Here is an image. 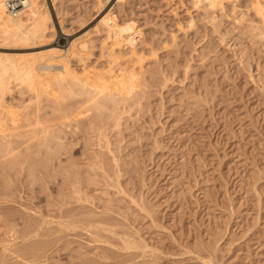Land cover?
<instances>
[{
    "label": "rangeland",
    "instance_id": "1",
    "mask_svg": "<svg viewBox=\"0 0 264 264\" xmlns=\"http://www.w3.org/2000/svg\"><path fill=\"white\" fill-rule=\"evenodd\" d=\"M99 1L41 0L54 29L44 45L0 39L1 57L22 59L49 45L71 50L74 39L88 37V61L73 53L64 59L76 72L85 61L94 72L112 62L115 70L146 72L131 91L141 94L116 104L119 114L107 108L95 127L88 119L77 133L66 129L64 146L47 150L22 138L11 145L8 152L18 155L6 153L15 162L5 175L0 160V264H264V24L252 0L224 1L211 11L194 0ZM106 12L124 23L141 56L123 43L118 63L107 58ZM17 84L3 102L22 124L36 100ZM20 202L31 208V220H46L37 236L23 235ZM7 208L17 217L5 218ZM36 245L42 250L35 258L28 248Z\"/></svg>",
    "mask_w": 264,
    "mask_h": 264
},
{
    "label": "bare ground",
    "instance_id": "2",
    "mask_svg": "<svg viewBox=\"0 0 264 264\" xmlns=\"http://www.w3.org/2000/svg\"><path fill=\"white\" fill-rule=\"evenodd\" d=\"M42 1H44V0H42ZM194 1L196 2L197 5L203 4V6L205 7V10H208L209 9L211 11V9L212 10H214V9L217 10V7L223 8L224 7V1H227L228 2L229 0H194ZM23 2H24V6L20 9L19 13L16 14V15H13L10 12H8V10L6 8V0H0V39L2 38L3 40H6L7 42L9 41V43H10V41L11 42L14 41L13 43H15L17 41L16 43H19L20 40H23V41L28 40L30 42V44H31L32 42L30 40H32L34 42L35 41L36 42L37 41H41V43H36L37 45L38 44H43L44 41H47L48 38H50L47 35L50 34V33H53L51 31L54 30V29H52L53 28V25H52V16H51V13L48 10V8L45 6V4H43L41 2V0H23ZM102 2L100 0L99 1V4L102 3ZM252 2H253V7H254L255 13L257 15H259L260 19L263 21V24H264V1H262V0H252ZM52 3H53V1H52ZM199 3H201V4H199ZM200 8L203 9L202 7H200ZM216 10H215V12H216ZM210 11H208V12L206 11V13L209 14ZM107 13L108 12H106V15L101 19V22H102V24L105 25V28H106V31H107V38H108V40H107V38H106V40L109 41V43H107L106 45H105V43L107 42L106 40H105V43H104V45L107 47V53L108 54L106 53V55H109V57H107V58L113 57L112 59L115 60V61H117L116 63H118V59H119V56L118 55H119V52L116 51V47L122 46L123 43L129 45L130 51H131V55L132 54H136V56L137 55H140V54H137L136 53L137 51H135V49H137V48H135L136 45H134L132 43V41L128 38V36L125 34V29L123 27V24L124 23H119V20L116 21V16L113 17L114 14H113V16H111V15H109ZM204 14H205V12H204ZM211 15H210L209 18L212 19ZM213 19L215 20V18H213ZM252 23H254V22H252ZM104 25H102V26H104ZM102 26H101V28H102ZM251 27H252V25H251ZM258 27L260 28V26H258ZM105 28H103L104 31H105ZM253 28H254V26L252 27V29ZM256 28H255V30H256ZM255 30H253V32ZM46 36L48 38H46L47 40H44V38ZM42 39L44 41H42ZM86 39H83L81 37L80 38H77V39H74V41L72 42V45L70 44L72 46V49L71 50L65 49L66 51H64L63 49H61L59 47V45H57V46L56 45H54V46L49 45V46L45 47L44 49L38 50V52L37 51L35 53H34V51L32 53L30 52L31 55L28 56V57L23 58L24 55L22 54L23 55V56H21L22 59L18 58L20 55L17 56V59H13V58H11V56L10 57H8V56L1 57L0 56V107L1 106H4V108L6 110V117L9 118L11 120V123H12L11 125H10V123L8 124L7 120H5L2 115H0V155L2 157L0 159V160H2V163L1 162L0 163L2 164V173H3V175L6 174L7 168L9 166H11L12 162H15V159H12L11 158L12 152L9 153L8 151H11L10 148H14L13 146L11 147V145H13V143L16 142V141H18L20 138L24 139L23 141L26 142V143H29L30 141H32L31 143H35V144L40 145V146L41 145H44L43 147H45L47 150L48 149H51L52 147L54 148L55 146H58V148H59V146H62V145L64 146V144H62V142H63L62 141V139H63V134L62 133L65 132L66 129L69 130V132L71 131L72 133H77L78 132L77 129L78 128L80 129V126H79L80 121L82 123V121H86L88 119H89L88 122H89L90 127H95V125L97 124L96 123V120L99 121L100 118H103L102 112L105 111V109L108 108L107 110H109V108L111 109V107H112V111H114V112L117 111L116 109H117V107H119V105H116V104L119 103L120 104V107H121L122 102L125 101L126 99H128L130 96H132L134 94L135 91L133 93H131V91L133 90V88L135 87V89H136V87L138 85L141 86L142 83L139 84V82L141 80H139L138 77L140 78V74H141L140 72H143V76L145 75L146 72H144V71L137 72L136 70H134V68L132 66L128 70L126 69L127 68L126 67L127 65L126 66L124 65L125 67L122 66L125 69H123V68L120 67L119 70H115L116 68L113 69L114 68L113 67L114 65H111L113 63L112 62L111 64L110 63L109 64L113 68L109 65L108 68L105 70V72L102 71L103 73H100V72L96 71L98 69H95V72L93 71V68H95L94 67L95 65L93 66V68H91V66L89 68H87V65L85 67V64H87V63H85L86 61L85 62L83 61L84 62V67H82L81 73L76 72L74 69H72L73 67L70 68V66L68 65L69 63L67 61H65L66 60V56H67L68 53L69 54L70 53L76 54L77 55V58L78 57L81 58V59L86 58L85 60H87V59L90 58L89 57L90 56V54H89L90 52L88 53L89 49L87 51L88 43H87ZM34 42H33V44H34ZM92 42H93V40H92ZM22 43L24 44V42H22ZM90 44H91V42H90ZM91 45H94V44H91ZM91 45L88 48L92 47ZM120 48L123 49L122 47H120ZM126 48H125V50H126V52H128V49L129 48L128 49H126ZM102 49H104V48H102ZM155 53H157V52H155ZM121 55L122 54H120V57H121ZM153 55H154V52H153ZM128 56H130V55H128ZM130 57L129 58L127 57V59H129L130 61L132 59H134V58H130ZM121 58H123V57H121ZM139 58H140V61L139 62H141L140 65L142 66V62H143L141 60L142 57H139ZM125 60H126V58H125ZM134 60H135L134 61V63H135L136 62V58ZM137 60H139V59L137 58ZM60 62L62 63V69L61 70L59 69L60 71L59 70L58 71H54V70H56V68H53V67L56 66L55 64H60ZM130 63H129V61H127V64H130ZM134 63L132 62V64H134ZM136 65H138V63ZM133 66H135V64ZM38 68H40V69L43 68L44 71L38 70ZM104 68H106V67H104ZM104 68H103V70H104ZM140 68H139V70H140ZM135 69H137V68H135ZM99 71H101V70H99ZM91 72H93V73H91ZM138 73H140V74L138 75ZM143 76L141 75V78L140 79H142ZM152 77H154V76H152ZM13 80L15 81V83H18L19 85H22L23 87L26 88V90H28L29 92L32 93V96L35 97V98H34V101H33V99H32L33 97L32 98L30 97L31 98V101L35 102V100H36V104L32 108L33 110L31 109V111H30V114L33 116V118H31L32 116L30 117L31 119L30 118H27V122L22 123V124L17 123L19 120H21V119H19L20 117H16L17 115L20 116L19 114H17L18 112L15 113L14 112L15 109H13V107L10 106L14 111L12 109H10L9 106H7L9 104L6 103L7 105H5L4 102H3L4 101V99H3L4 94L6 95V93H4V92L5 91H8L9 92V89H10V92H11V88H13L11 86L12 83H13ZM137 80H139V82H136ZM10 81H12L11 85H10ZM144 82H146V81H144ZM18 84H17V86H19ZM135 85H137V86H135ZM143 85H145V84H143ZM22 86H19V89ZM137 92H139V89H138ZM67 94L68 95H71L72 98L71 97L70 98L73 99V101L71 103L69 102L70 103L69 105H67L68 103L67 104L64 103V101L68 100L67 97L65 96ZM136 94H138V93H136ZM140 94H138V95H140ZM23 95H25V94H23ZM41 96L44 97L45 100H46L44 103L41 102V100H42V97ZM135 97L136 98H134V99H137L138 98L137 96H135ZM64 98H66V99H64ZM134 99H133V101H134ZM139 99H140V97H139ZM142 99H144V98H142ZM129 100H130V98H129ZM131 100H130V102H131ZM31 101H30V104H32ZM130 102L128 101V104ZM126 103H127V101H126ZM19 106H20V104H19ZM26 107H27V109L29 108L28 106H26ZM30 107H32V106H30ZM120 107H119V109H120ZM114 108H116V109H114ZM127 109H125V111ZM90 110H92L93 112H90ZM106 112H108V111H105L104 113H106ZM122 112H124V109L122 110ZM104 113H103V115L105 116L106 114H104ZM117 113H118V111H117ZM109 114H111V111H110ZM109 114H107V115H109ZM122 115H123V113L121 114V116L119 115V117H122ZM116 116H117V114H116ZM116 116H115V118L117 119ZM107 118H108V116H107ZM17 119H19V120H17ZM117 121H119V118L117 119ZM101 122H102V120H101ZM117 124H118V122H117ZM17 138H19V139H17ZM28 145L30 146V144H28ZM115 147H117V146H115ZM17 152L15 153L16 156L18 155ZM6 153H9L11 156L9 155L10 156L9 157L7 155L8 156L7 157L6 156ZM15 154H13L14 157H15ZM20 155H21V153H20ZM120 161L121 160H119V162ZM15 165H16V163H15ZM44 166H45V164H44ZM2 173H1V175H2ZM34 177H36V176H34ZM3 179H4V177H3ZM3 181L1 180V183ZM6 181H8V180H6ZM4 185H5V183H4ZM6 186H7V183H6ZM0 191H2V190H0ZM3 194H5V193H3ZM6 194H8V193H6ZM7 197H8V195H7ZM4 200H7V199H4ZM19 205L22 207L21 208L22 213H24V212L26 213L25 214L26 215V218L24 219V222H25L26 228H28V231L25 232L26 231L25 230L24 233H23V235L24 236H28L29 235V237H30L31 234H34V235L38 234L39 230L42 228L43 223H46V220L43 219L40 222H35V221L31 220L32 218H34L31 215L32 211H30L31 213L29 212V209H31V208H29V206H27L26 203L24 204V203L20 202ZM24 209H26V210L28 209L27 211L29 213H27L26 210L24 211ZM14 212H13L12 209L10 210V209L7 208V211L6 212H3V215L5 216V218H7L9 220L10 219H14L15 217H17ZM22 213L20 214V216H22ZM70 220H72V219H70ZM82 220H84V219H82ZM67 222H69V221H67ZM92 223H89V226H93L94 224H92ZM71 224H72V222L71 223L69 222L66 225V227H69ZM75 224H76V222H75ZM70 227H72V226H70ZM44 228H45V226H44ZM93 228H92V231H93ZM73 229H75L74 226H73ZM97 229H98V227H97ZM25 239H28V237H26ZM109 239H110V237H109ZM106 240H108V239H106ZM111 240H112V238H111ZM127 243L129 245L131 244V242H127ZM127 243L125 245H127ZM29 248H28V250L30 251V254H31V252L33 253L31 256H35V258L38 257V253H40V251L42 250V247H39L37 245L36 246L29 247ZM6 249L9 250L8 248H6ZM12 251H13V249H12ZM29 251H28V253H29ZM3 252H4V248H3ZM7 252L8 251H6L5 253L7 254ZM15 252H13V253H15ZM1 255H2V253H1ZM9 255H8V257H9ZM20 255H22V254H20L19 252H16L15 253V258L16 257H19L18 259H20V257H21ZM5 257H6V255H5ZM11 257H13V256H11ZM22 258L24 260V256H22ZM17 261H19V260H17ZM37 262L38 261L36 259L31 260V264H36ZM42 264H45V263H42Z\"/></svg>",
    "mask_w": 264,
    "mask_h": 264
},
{
    "label": "built area",
    "instance_id": "3",
    "mask_svg": "<svg viewBox=\"0 0 264 264\" xmlns=\"http://www.w3.org/2000/svg\"><path fill=\"white\" fill-rule=\"evenodd\" d=\"M23 6V0H6V8L13 15L18 14Z\"/></svg>",
    "mask_w": 264,
    "mask_h": 264
}]
</instances>
